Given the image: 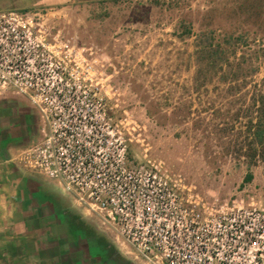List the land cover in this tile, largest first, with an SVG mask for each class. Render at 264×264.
<instances>
[{"label": "rangeland", "instance_id": "1", "mask_svg": "<svg viewBox=\"0 0 264 264\" xmlns=\"http://www.w3.org/2000/svg\"><path fill=\"white\" fill-rule=\"evenodd\" d=\"M10 1L0 0V9ZM61 12V24L96 50L98 69L116 91V118L127 110L133 162L145 154L162 159L209 199L264 204V157L253 143L264 92V0H135L98 15ZM6 97L5 108L15 112L14 157L43 138V124L27 97ZM14 163L62 194L54 180ZM76 210L85 235L98 237V247L82 245L85 264L91 248L93 264H142L94 215Z\"/></svg>", "mask_w": 264, "mask_h": 264}, {"label": "built area", "instance_id": "2", "mask_svg": "<svg viewBox=\"0 0 264 264\" xmlns=\"http://www.w3.org/2000/svg\"><path fill=\"white\" fill-rule=\"evenodd\" d=\"M64 10L0 11V99L27 97L43 124L13 160L54 180L142 264H264V204L209 199L164 160L130 159L127 110L116 118L114 86L61 24Z\"/></svg>", "mask_w": 264, "mask_h": 264}, {"label": "crops", "instance_id": "3", "mask_svg": "<svg viewBox=\"0 0 264 264\" xmlns=\"http://www.w3.org/2000/svg\"><path fill=\"white\" fill-rule=\"evenodd\" d=\"M126 1L135 0H12L0 11L63 8L98 15ZM6 99L0 100V264H85L82 245L88 240V246L98 247L97 239L84 238L77 229L82 221L72 200L73 207H67L66 196L44 186L39 174L14 163L15 112L5 108ZM89 252V264L98 262L97 248L95 254L92 248Z\"/></svg>", "mask_w": 264, "mask_h": 264}, {"label": "trees", "instance_id": "4", "mask_svg": "<svg viewBox=\"0 0 264 264\" xmlns=\"http://www.w3.org/2000/svg\"><path fill=\"white\" fill-rule=\"evenodd\" d=\"M257 117L255 124L253 125V143L256 145V152H260V155L264 157V92L259 95L257 100ZM246 181L251 179V174L246 176ZM83 222L76 224L77 229L80 228L83 237L85 238V231L82 228ZM74 233V232H73ZM75 234V233H74ZM94 239L98 240V237L93 235Z\"/></svg>", "mask_w": 264, "mask_h": 264}]
</instances>
